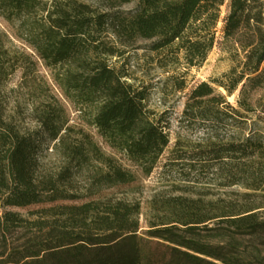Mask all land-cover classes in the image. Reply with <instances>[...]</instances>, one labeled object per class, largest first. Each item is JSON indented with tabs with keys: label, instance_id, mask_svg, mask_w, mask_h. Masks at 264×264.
<instances>
[{
	"label": "trees",
	"instance_id": "16d2710c",
	"mask_svg": "<svg viewBox=\"0 0 264 264\" xmlns=\"http://www.w3.org/2000/svg\"><path fill=\"white\" fill-rule=\"evenodd\" d=\"M103 1L105 10L98 11L71 1L58 6L56 0H0V16L25 22L29 45L53 73L56 87L110 151L103 153L91 140L67 142L59 116L52 113L38 120V131L22 132L0 107V264H264V219L252 210L231 208L209 217L197 202L174 199L160 204V220L140 235L135 206L81 203L71 192L73 177L90 156L103 165L93 188L114 187L134 177L114 162L113 153L148 176L168 145L162 117L148 106L154 84L138 80L134 71L130 78L125 66L117 68L112 60H123L129 49L142 51L143 65L163 76L156 82L160 91L184 93L185 76L206 61L219 22L223 37L242 31L248 37L236 107L227 101L235 89L222 94L200 82L183 96L182 119L205 128L242 122L248 132L241 140L211 143L187 160L210 159L219 171L231 165L235 184L243 181L251 190L264 186V0H228L222 19L225 0ZM130 3L131 10H119ZM3 71L0 65V79ZM46 140L61 147L65 164L59 173L40 167ZM31 206H41L38 213L48 222L27 224L5 211ZM212 220L215 227L208 228ZM17 228L26 232L20 243L9 244ZM243 239L249 247L240 252L234 243Z\"/></svg>",
	"mask_w": 264,
	"mask_h": 264
},
{
	"label": "rangeland",
	"instance_id": "374dc122",
	"mask_svg": "<svg viewBox=\"0 0 264 264\" xmlns=\"http://www.w3.org/2000/svg\"><path fill=\"white\" fill-rule=\"evenodd\" d=\"M68 1L85 4L98 11L105 10L106 5L103 0H56V4L59 6ZM227 2L228 0H225L220 9L221 19L226 15ZM133 6L134 4L130 3L121 6L119 10L129 11ZM221 26L222 23L219 22L216 39L206 61L200 68L187 72V89L184 93H175L170 89L161 92L156 82L162 80L163 76L161 72L143 65L142 51L131 52L129 49L126 50L123 60H112L113 66L117 68L123 64L130 78L131 71H134L138 80L154 84L149 93L148 106L162 117L168 145L148 176L143 175L121 155L113 153L111 158L114 162L121 164L122 168L130 171L134 177L132 182L114 187L93 188V178L100 173L103 165L94 160V156H90L82 171L72 179L71 192L82 197L79 202L109 201L135 206L139 213L137 217L140 235L160 220V204L174 199L197 202L209 217L234 208L236 211L252 210L258 218L264 219V186L251 190L243 181L235 184L232 181V173L236 169L231 165L219 171L218 163L210 159L194 162L187 160L198 153L197 150H203L211 143L223 144L230 138L241 140L248 132V126L242 122L230 121L228 126L205 128L201 123L188 124L182 119L183 96L200 82L208 83L222 94H225L224 89H235L227 101L236 107L235 99L241 86L240 73L244 62L249 58V50L245 46L248 37L243 31L231 37H223L219 32ZM143 45L146 43H142ZM135 54L137 58L133 57ZM0 65L4 68V76L0 79V107L6 120L13 122L22 132H36L39 129L38 120L45 114L52 113L59 116V127L62 128L60 135L67 133V142L72 144L75 140H91L103 153L109 154L110 151L95 129L87 123L85 114L79 112L77 107L63 96L53 81V73L44 66L30 47L25 22H10L0 16ZM129 82L131 83V79ZM258 129L262 131V126L259 125ZM177 156H181L183 160H175ZM64 164L62 150L56 145V140H46L40 152L42 171L59 173ZM236 176L241 179L242 174L238 172ZM41 208L31 206L9 208L5 211L20 215L27 224L41 220L42 223L48 222V219H42L38 213ZM2 212L0 209V214ZM214 223L215 220H212L205 225L213 228ZM201 231L205 236L206 232ZM25 232L21 228L15 229L10 237L8 236V243L17 245ZM211 242L217 243L221 240L211 239ZM234 244L240 252L249 247L247 239L238 240Z\"/></svg>",
	"mask_w": 264,
	"mask_h": 264
}]
</instances>
